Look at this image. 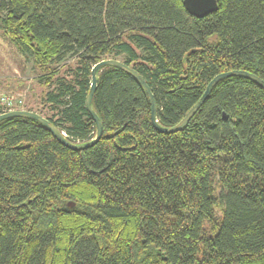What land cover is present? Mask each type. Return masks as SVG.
Wrapping results in <instances>:
<instances>
[{
  "label": "trees",
  "instance_id": "trees-1",
  "mask_svg": "<svg viewBox=\"0 0 264 264\" xmlns=\"http://www.w3.org/2000/svg\"><path fill=\"white\" fill-rule=\"evenodd\" d=\"M216 3L195 18L183 0H0V29L51 87L45 119L81 144L102 60L144 79L163 128L221 73L264 81V0ZM97 79L102 135L86 149L30 118L0 121V264H264V89L219 80L160 133L131 76L106 66Z\"/></svg>",
  "mask_w": 264,
  "mask_h": 264
},
{
  "label": "water",
  "instance_id": "water-1",
  "mask_svg": "<svg viewBox=\"0 0 264 264\" xmlns=\"http://www.w3.org/2000/svg\"><path fill=\"white\" fill-rule=\"evenodd\" d=\"M183 6L188 12L189 15L195 18H202L207 16L208 14L214 12L217 10L218 6L216 3V0H183ZM106 66H113L121 69L124 71L126 74L131 76L144 90L146 96L149 99L150 102V119L153 127L159 131L160 133H174L179 130H181L185 125L188 124L190 119L194 116V114L198 111V109L201 107L203 102L206 100L208 97L211 88L219 81L227 77L231 76H238V77H243L246 79H249L253 82H255L257 85H259L262 89H264V81L259 79L257 76L247 73L245 71H230L226 73H221L217 76H215L207 85L203 96L200 98V100L186 113V115L182 118V120L175 126L170 127V128H163L158 125L157 120H156V103L153 98L152 93L150 92V89L146 85L144 79L132 68L129 66L125 65L123 62L115 59H106L102 60L99 63H97L92 71H91V82H90V88L88 90V93L86 95L85 103H86V110L90 114L92 121L95 124V137L91 141L87 143H81V144H73L69 142L65 136L60 133L47 119L43 118L37 113L31 112V111H26V110H15V111H10L7 113H3L0 115V121L9 118V117H21V118H30L35 121H38L39 123L43 124L52 134V136L60 142L62 145L65 147L71 149V150H83L86 149L96 142L101 138L102 135V125L97 117V115L94 113L91 107V102H92V97L94 94V91L96 89L98 79H97V73L100 71L102 68ZM224 118H227V116L224 115ZM69 206L72 205V203L68 204Z\"/></svg>",
  "mask_w": 264,
  "mask_h": 264
},
{
  "label": "rangeland",
  "instance_id": "rangeland-1",
  "mask_svg": "<svg viewBox=\"0 0 264 264\" xmlns=\"http://www.w3.org/2000/svg\"><path fill=\"white\" fill-rule=\"evenodd\" d=\"M121 61L122 57H118ZM74 66L73 59L63 60L58 64L57 77H67V69ZM44 75L35 68L30 57L22 56L15 45L10 42L5 33L0 29V84L14 97L22 101L19 110H31L42 117H50L53 112L43 99L51 87L40 81ZM221 189L215 187V194L219 195Z\"/></svg>",
  "mask_w": 264,
  "mask_h": 264
},
{
  "label": "built area",
  "instance_id": "built-area-1",
  "mask_svg": "<svg viewBox=\"0 0 264 264\" xmlns=\"http://www.w3.org/2000/svg\"><path fill=\"white\" fill-rule=\"evenodd\" d=\"M22 101L11 94L0 93V115L10 111L19 110Z\"/></svg>",
  "mask_w": 264,
  "mask_h": 264
},
{
  "label": "crops",
  "instance_id": "crops-1",
  "mask_svg": "<svg viewBox=\"0 0 264 264\" xmlns=\"http://www.w3.org/2000/svg\"><path fill=\"white\" fill-rule=\"evenodd\" d=\"M0 93H8L5 89L4 86L0 84Z\"/></svg>",
  "mask_w": 264,
  "mask_h": 264
}]
</instances>
